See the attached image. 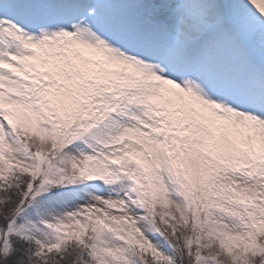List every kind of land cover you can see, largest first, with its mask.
<instances>
[{
    "label": "rangeland",
    "instance_id": "1",
    "mask_svg": "<svg viewBox=\"0 0 264 264\" xmlns=\"http://www.w3.org/2000/svg\"><path fill=\"white\" fill-rule=\"evenodd\" d=\"M6 181L0 264L17 237L35 264H212L201 239L264 264V0H0Z\"/></svg>",
    "mask_w": 264,
    "mask_h": 264
},
{
    "label": "trees",
    "instance_id": "2",
    "mask_svg": "<svg viewBox=\"0 0 264 264\" xmlns=\"http://www.w3.org/2000/svg\"><path fill=\"white\" fill-rule=\"evenodd\" d=\"M37 144H38V146H37ZM27 147L30 151H32L34 158L37 159L38 161L40 159L49 160V162L51 164V170L45 169V168H44V170H46V172H48V174H50L47 176L48 178L45 180V181H51L52 185L50 187L54 186L53 185L54 182L51 179L52 178L54 179L55 175L59 176V177L62 176L66 179L72 178V179H68V180H72V182L70 184H67V188L68 187L71 188L75 183H77L76 180H73V179H80V177H78L76 174H74L73 171H71L70 169L67 168V165L62 164L60 162V160L56 156V149H52L51 146L45 147L43 142L42 143L29 142L27 144ZM37 160H36V163H37ZM43 162L44 161H42V163ZM42 163H41V165H42L41 168L44 167V165ZM72 183H74V184H72ZM4 190L6 192L3 195H0V204L3 203L0 207V227L5 225L7 216L12 217L13 208L15 209V207L18 206V203L20 201L18 198H16L14 196V194H17V192H16V191H18L17 187L10 186L8 184V181L4 182V184L1 185L0 193L3 192ZM3 198H4V200H3ZM155 209H156V212H158L157 207L154 208V211H155ZM160 216H162V214H160ZM176 227H178V228H176V231H178V234H180L179 236H184L185 233L190 232L189 228H187V226H185V225H183V227H182L180 224L179 226H176ZM162 229H164V227H162ZM164 230L166 232V228ZM193 237L197 238L196 235H194ZM261 238H264V237L260 236V238L258 239V242L260 243L258 245L260 247H262V245H263ZM201 240H202V242H200V243L197 242L195 244L196 245L195 249H193L191 247L192 251H193L192 253L195 252L194 254H196L197 256H200V253H201V255L205 258H208L207 260L211 261L212 264H238L237 263L238 261L235 262L233 258L229 257V255H227V254L221 252L220 250H218L217 248H215L217 244L212 243L213 245H209V247H208L207 242H211V240H207V242L204 239H201ZM13 242L16 245L15 250L12 249L11 253H9L7 256L6 255L4 256V258L2 260L5 261L4 262L5 264H35L39 260V257L36 255V252H35L38 247L35 246L34 244L30 243L31 242L30 240L17 237L16 241H13ZM180 250L182 251V248H180ZM178 254H180V253H178ZM177 257H178V259L181 258V257H179V255ZM252 259L253 258H251V257L250 258L245 257L242 260V262H243V264H256V263H254L255 261H253Z\"/></svg>",
    "mask_w": 264,
    "mask_h": 264
},
{
    "label": "bare ground",
    "instance_id": "3",
    "mask_svg": "<svg viewBox=\"0 0 264 264\" xmlns=\"http://www.w3.org/2000/svg\"><path fill=\"white\" fill-rule=\"evenodd\" d=\"M141 222L144 224V226H146L143 220H141ZM145 230L148 232L149 235L151 234V236L154 238V235H152L153 232L150 228H148V226L145 227ZM155 242L158 243L156 240Z\"/></svg>",
    "mask_w": 264,
    "mask_h": 264
}]
</instances>
